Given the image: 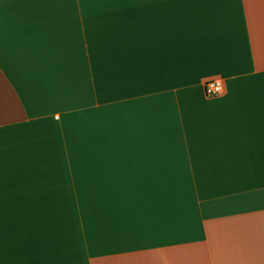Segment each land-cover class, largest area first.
Wrapping results in <instances>:
<instances>
[{
    "label": "crops",
    "instance_id": "obj_1",
    "mask_svg": "<svg viewBox=\"0 0 264 264\" xmlns=\"http://www.w3.org/2000/svg\"><path fill=\"white\" fill-rule=\"evenodd\" d=\"M0 264H264V0H0Z\"/></svg>",
    "mask_w": 264,
    "mask_h": 264
},
{
    "label": "built area",
    "instance_id": "obj_2",
    "mask_svg": "<svg viewBox=\"0 0 264 264\" xmlns=\"http://www.w3.org/2000/svg\"><path fill=\"white\" fill-rule=\"evenodd\" d=\"M204 89L207 95H219L224 91V83L220 78H210L205 81Z\"/></svg>",
    "mask_w": 264,
    "mask_h": 264
}]
</instances>
